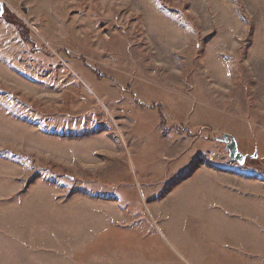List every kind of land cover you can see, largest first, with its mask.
<instances>
[{
    "label": "rangeland",
    "instance_id": "1",
    "mask_svg": "<svg viewBox=\"0 0 264 264\" xmlns=\"http://www.w3.org/2000/svg\"><path fill=\"white\" fill-rule=\"evenodd\" d=\"M0 1V264H264V0Z\"/></svg>",
    "mask_w": 264,
    "mask_h": 264
},
{
    "label": "water",
    "instance_id": "2",
    "mask_svg": "<svg viewBox=\"0 0 264 264\" xmlns=\"http://www.w3.org/2000/svg\"><path fill=\"white\" fill-rule=\"evenodd\" d=\"M5 13V4L0 1V17H3ZM219 141L226 145V150L229 153V158L232 162L238 163L241 166H244L246 164L247 160L250 157L243 155L239 151L238 142L234 137L230 135H224L223 139ZM251 158H257V156Z\"/></svg>",
    "mask_w": 264,
    "mask_h": 264
},
{
    "label": "crops",
    "instance_id": "3",
    "mask_svg": "<svg viewBox=\"0 0 264 264\" xmlns=\"http://www.w3.org/2000/svg\"><path fill=\"white\" fill-rule=\"evenodd\" d=\"M261 162H262V164L264 166V154L261 156Z\"/></svg>",
    "mask_w": 264,
    "mask_h": 264
},
{
    "label": "flooded vegetation",
    "instance_id": "4",
    "mask_svg": "<svg viewBox=\"0 0 264 264\" xmlns=\"http://www.w3.org/2000/svg\"><path fill=\"white\" fill-rule=\"evenodd\" d=\"M6 9V8H5Z\"/></svg>",
    "mask_w": 264,
    "mask_h": 264
}]
</instances>
